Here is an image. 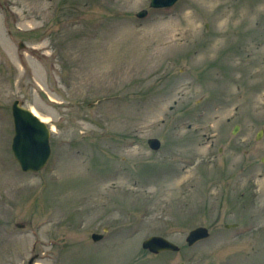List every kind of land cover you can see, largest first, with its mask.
Here are the masks:
<instances>
[{"label": "rangeland", "instance_id": "1", "mask_svg": "<svg viewBox=\"0 0 264 264\" xmlns=\"http://www.w3.org/2000/svg\"><path fill=\"white\" fill-rule=\"evenodd\" d=\"M149 2L0 0V264H264V0ZM15 99L51 129L39 172Z\"/></svg>", "mask_w": 264, "mask_h": 264}, {"label": "water", "instance_id": "2", "mask_svg": "<svg viewBox=\"0 0 264 264\" xmlns=\"http://www.w3.org/2000/svg\"><path fill=\"white\" fill-rule=\"evenodd\" d=\"M177 0H150L149 6L153 8L169 7ZM147 10L143 9L137 12L138 17H144ZM11 114L13 119V136L11 140V150L15 160L19 163L22 171L37 172L40 171L48 161L50 156V130L46 123L40 119L32 110L24 107L22 102L15 99L11 105ZM238 126H235L233 133ZM261 131V130H260ZM260 131L256 138H260ZM152 150H158L160 141L156 137H151L147 141ZM264 162V156L260 159ZM230 227L229 225H225ZM209 235L207 228L197 226L191 229L186 235L188 245L207 238ZM93 240L101 239L102 235L92 234ZM142 247L152 253L171 250L177 251L179 247L161 236H150L142 242ZM178 264H185L180 262Z\"/></svg>", "mask_w": 264, "mask_h": 264}, {"label": "bare ground", "instance_id": "3", "mask_svg": "<svg viewBox=\"0 0 264 264\" xmlns=\"http://www.w3.org/2000/svg\"><path fill=\"white\" fill-rule=\"evenodd\" d=\"M43 120V118H41Z\"/></svg>", "mask_w": 264, "mask_h": 264}]
</instances>
